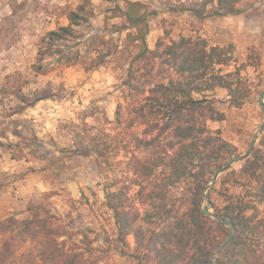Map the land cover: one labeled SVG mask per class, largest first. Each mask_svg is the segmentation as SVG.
<instances>
[{
	"label": "trees",
	"instance_id": "1",
	"mask_svg": "<svg viewBox=\"0 0 264 264\" xmlns=\"http://www.w3.org/2000/svg\"><path fill=\"white\" fill-rule=\"evenodd\" d=\"M240 1L194 0L187 11L197 18L207 16L208 7H212L213 16L236 15ZM147 7L140 0L115 3L108 9L111 16H105L103 28L92 26L95 5L91 0H80L75 9L65 8L62 14L67 24L40 38L32 71L46 75L53 67L77 65L94 71L128 48L133 50L127 68L122 70L124 92L115 118L91 125L86 119L94 112L84 111L78 123H62L59 130L65 131L71 142V149L65 151L92 158L100 168H124L120 177L102 188L104 205L115 226L113 236L102 238L108 247L129 256L133 264H208L230 231L202 214L203 195L213 173L237 155L233 145L207 127L208 121L225 119L216 107L220 100L213 95L225 90L226 103L240 108L247 102L249 90L240 68L229 69L234 61L232 44L211 46L202 37L181 36L159 40L149 49ZM108 19H120L121 23L109 28ZM4 80L9 88L4 94L14 102L8 117L55 95L50 88L24 93L17 73L6 75ZM0 89L4 91V85ZM137 126L143 127L140 134L134 132ZM11 134L19 142L13 147L0 141V148L11 150L13 160L29 155L35 158L37 143L41 144L37 136L26 137L17 128ZM0 137L6 139L5 133ZM230 181L240 185L243 194L230 196L214 214L230 221L235 234L213 264H264V211L260 210L264 205V135L239 171L228 172L221 185ZM177 189L182 191L178 194ZM54 195L49 192L43 197ZM40 211L45 216L35 212L30 219H0V235L14 234L12 240L35 242L42 264H88L95 238L55 224L46 206ZM129 236L133 248L129 247ZM10 245L6 240L2 248ZM100 259L89 264H98Z\"/></svg>",
	"mask_w": 264,
	"mask_h": 264
},
{
	"label": "rangeland",
	"instance_id": "2",
	"mask_svg": "<svg viewBox=\"0 0 264 264\" xmlns=\"http://www.w3.org/2000/svg\"><path fill=\"white\" fill-rule=\"evenodd\" d=\"M123 1L91 0L95 5L92 26L103 28L105 16H111L108 9L115 3L123 4ZM140 1L148 6L146 44L149 49H153L159 40H178L181 36L202 37L211 46L233 45L234 61L229 69L240 68V75L249 90L247 102L234 108L226 103L225 90L215 91L214 98L220 100L216 107L225 119L208 121L207 127L214 136L237 149L235 157L245 154L264 117L258 102L264 90V0H241L237 5L240 13L224 17L213 16L212 7H208V15L202 18L187 11L194 0ZM79 2L0 0V87H5L4 91L0 89V134L4 132L6 136V139L0 137V141L14 147L19 138L11 132L17 128L26 137L34 134L41 142L40 145L37 143V153H33L35 158L29 155L25 159L13 160L11 150L0 148V219L10 216L19 220L30 219L35 212L43 217L45 214L40 207L46 206L48 216L55 217L52 220L55 224L71 232H86L88 238H95L91 245L93 252L87 257L88 264L98 257H101L98 264H133L129 256L111 249L102 239L105 235L115 234L112 213L104 205L102 188L105 183H112L120 177L124 168L122 165L100 168L92 158L76 157L66 152L65 149H71L70 138L65 131L59 130L62 123H78L84 111L94 112L93 117L86 119L91 125L115 118L117 104L122 102L124 92L122 70L127 68L133 50L128 48L123 55L110 59L105 66L94 71H86L79 65L53 67L46 75H35L32 71L40 38L46 32L66 25L63 10L75 9ZM120 23V19L107 20L109 28ZM113 36L116 38L115 34ZM16 73L22 77L24 93L50 88L54 97L8 117L14 102L4 94L9 89L4 78ZM142 129L137 126L134 132L140 134ZM262 135L264 130L252 150ZM27 150L29 147L25 152ZM248 156L232 163L210 186V213L214 214L216 207L225 206L230 196L243 194L240 185H234L233 181L221 185V181L231 170L238 172ZM134 190L129 193L131 198H134ZM181 191L177 189L176 192ZM49 192L55 195L44 199L43 195ZM203 204L204 199L202 207ZM260 210L264 211V205H260ZM13 235H0V264H42L37 258V244L30 239L12 240ZM6 240L11 245L4 250L2 246ZM127 241L133 248L132 236Z\"/></svg>",
	"mask_w": 264,
	"mask_h": 264
},
{
	"label": "water",
	"instance_id": "3",
	"mask_svg": "<svg viewBox=\"0 0 264 264\" xmlns=\"http://www.w3.org/2000/svg\"><path fill=\"white\" fill-rule=\"evenodd\" d=\"M263 97H264V90L261 92V94L259 95L258 97V102L261 106V108L263 109L264 111V104H263ZM264 130V117H263V120H262V123H261V126L260 128L258 129V131L255 133V135L253 136V139L249 145V148L247 150V152L243 155H240V156H237V157H232L230 158L229 160H227L225 162V164L218 170H216L211 179H210V183H209V186H207L205 192H204V195H203V199H204V204H203V207H202V214L205 215V216H208L210 218H212L213 220L219 222V223H222L224 226H226L230 233L229 235L223 240V242L220 244V246L216 249V251L213 253V255L211 256L210 258V261L208 264H213L214 262V258L216 257V255L230 242V240L232 239V237L234 236L235 234V228L233 227V225L230 223V221L228 220H225L221 217H218L216 216L215 214H212L209 212L208 210V207L210 205V199H209V190H210V186L214 184L217 176L222 172L224 171L225 169H227L232 163H234L235 161H238V160H241V159H244L246 156L249 155V153L251 152L253 146L255 145V141L257 140L258 136L262 133V131Z\"/></svg>",
	"mask_w": 264,
	"mask_h": 264
}]
</instances>
